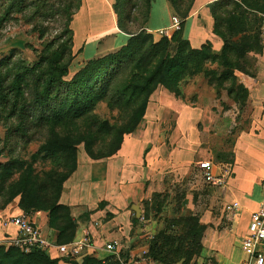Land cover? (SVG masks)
<instances>
[{"label":"rangeland","instance_id":"rangeland-1","mask_svg":"<svg viewBox=\"0 0 264 264\" xmlns=\"http://www.w3.org/2000/svg\"><path fill=\"white\" fill-rule=\"evenodd\" d=\"M186 1L182 7L185 8L189 4H191L190 7L195 6L196 0H192L191 3L190 0ZM50 5H56L57 8V3L51 2ZM262 7H264V0H260V3L254 6L253 11L257 12ZM170 10L171 16L180 21L171 7ZM258 14H247L242 18V24H246L245 29L252 31L255 37L254 45L251 41L244 40L245 45L250 44L252 49L259 51L257 54L254 52L248 53L245 59L247 64L243 66L244 74H235L237 85L246 91L247 97L255 87L253 79L256 61L260 58L264 45L263 18ZM53 21L57 22L56 20ZM138 21L140 20L138 19ZM61 25L63 26V24ZM39 28L43 31L47 30L44 39H38L40 32L34 33ZM59 32L58 22L57 24L48 22L44 25L38 23L30 25L25 19L22 20L16 16L4 25V29L0 33V58L14 54V59L23 62L24 67L29 68L37 61L39 52L43 50L48 41ZM234 35V42H239L241 34L236 35L235 30ZM161 38L166 37L158 36V39ZM171 48H175V45H171ZM13 50H15V53L12 54ZM73 53L74 58L68 68V76L65 78L67 82L71 81L84 65L81 63V49L73 47ZM84 54L88 56L87 49H85ZM193 69L194 67L181 78L178 89L168 90L164 87H157L148 97L147 105L143 111H140L139 108L137 110L130 108L131 112H117L108 103L97 104L94 114L99 120L96 122L107 120L105 129L108 131L111 129V132L106 136L102 134L99 136V138L105 137L102 143L98 142L99 138L96 136L88 139L86 143L80 142L77 144L75 146L76 162L74 168L72 158L68 162L66 161V155L62 154L58 163L62 167L58 166L59 170L54 169L52 164L57 162V158L48 156L44 144L45 134L39 130L28 133L25 138L10 137L8 133L11 130L12 122L6 121L4 116L0 114V163L11 166L12 170H14L16 164L22 163L24 169L21 174L27 173L26 166L35 167L37 174H41V176L42 173H50L49 170L52 168L53 173L58 174L55 184L62 179L57 202L60 207L57 209L54 208L51 212L46 210L27 211L20 206L19 200L15 199L0 210L7 208L13 216L23 215L27 217L40 229L42 237L49 242H53L56 246L76 241L82 232H89V229L94 227L97 238L93 237V234H87L93 237L91 242L96 247L102 248L107 239L101 231H104L103 227L111 216L106 208L110 204L113 210L119 213V215L116 214V221L111 229L125 232V235H121V238H119L122 246L121 253L134 259L147 257L149 249H152L153 244L156 243V247L166 246L167 252L170 253L169 258H166L171 262L170 264H202L213 254L211 250L204 248L200 243L208 226L218 234L229 231L232 240L241 248L243 236L237 237L238 235L235 232V223L239 221L238 215L237 219L228 220L224 215L219 214V193L231 175L230 172L225 170L223 164H232L234 151L238 149L237 152H240L241 148L245 150L247 143L252 139L245 130L246 126H240L243 119L242 115L237 112L238 105H235L224 91L214 90L207 85L204 74L214 69V67L198 66L197 74L192 72ZM118 93L128 99L124 77L118 80L117 86L109 97ZM189 108L192 110H188ZM184 111L191 114L193 119L196 118L200 121V142H203L204 149H207L208 152L206 153L210 156H207L205 161L203 159L198 162L209 161L211 165H214L215 176L218 177L220 183L206 180L199 169V163L191 166L188 173L184 177L178 178V180L166 176L162 190L159 192L162 194L161 198L154 199L153 194L150 201L138 202L137 207L142 210L144 217V222L139 224L133 221L134 213L131 211V206L134 204L127 206L124 210L120 208V199L124 190L120 191L116 183L119 178L117 166H114L111 174L106 173L104 176L102 165L103 161L108 158L92 160L86 155V148L88 145L94 146L95 155H106L119 145L122 132L129 129L131 133L124 135L122 139L128 136L142 138L145 132L152 133V131L157 130L160 132L162 141L168 145V128L172 123L175 124L176 119L180 116L179 113L182 115ZM132 117L136 119L134 122ZM237 117L240 118L237 120ZM133 123H136V125H133ZM83 128L80 123L66 122L60 128L59 134L63 135L65 139H69L71 143H78L84 135L82 134L84 132ZM162 130L163 132H161ZM158 132L156 133L158 134ZM144 148L147 150V145H144ZM80 154L83 158L78 160ZM78 166L79 168L82 167L80 172H76ZM143 175L141 182L145 183L147 174L143 173ZM120 178L125 179L124 177ZM105 179L111 181L109 182L111 183L110 193L113 200L108 203L102 200L103 180ZM147 183L145 184L147 185ZM73 190L76 194L83 193L84 200L82 199L81 203H73L72 200L77 198L76 194L72 195ZM88 193H91L92 199L88 197ZM114 195H116L115 198ZM123 211L128 213L123 215ZM205 212L209 214L211 219H216L217 222L215 224H202L201 219L205 216ZM95 223L98 226L95 227ZM10 243L1 242L0 247L7 249L10 247ZM94 255H97L100 260L111 256L101 251H97V254ZM148 260L151 261L149 258ZM148 264L159 263L151 261Z\"/></svg>","mask_w":264,"mask_h":264},{"label":"trees","instance_id":"trees-1","mask_svg":"<svg viewBox=\"0 0 264 264\" xmlns=\"http://www.w3.org/2000/svg\"><path fill=\"white\" fill-rule=\"evenodd\" d=\"M151 1L116 0L114 12L117 25L122 32L130 35L128 42L117 53L86 62L74 78L67 82L65 78L74 58L73 32L70 25L73 16L81 7L82 0H0V33L4 25L16 16L25 19L30 25L58 22L60 27L59 34L48 41L31 67L25 68L23 62L14 59L15 50L12 51L13 55L0 58V114L6 121L12 122L8 135L25 138L28 133L39 130L45 134L44 144L48 156L57 158L56 164H52L54 169L59 170L58 166L62 167L58 164L62 154L66 155L68 162L72 158L74 168L77 144L86 143L92 137L99 138L101 134L106 136L111 132V129H105L107 120L96 122L99 120L94 114L97 104L108 103L117 112H131L130 108L143 111L148 97L157 87L178 89L179 81L188 70L194 67L192 72L197 74V67L205 65L214 67L204 74L207 85L214 90L224 91L227 97L238 105L237 112L241 114L248 94L237 85L235 74H244L243 66L247 64L245 59L249 52H259L252 49L250 44L245 45L244 40L251 41L254 45L255 37L252 31L245 29L246 24H242V18L244 15L255 13L262 16L264 7L259 8L257 12L253 11L260 0H220L209 5L213 34L222 42L218 54L212 52L209 43L199 50H193L184 38L183 24L192 8L191 4L182 7L186 0H168L174 14L181 21L179 30L174 32L171 38L154 41L144 30L138 31L147 20ZM51 2L57 3V8L56 5H50ZM235 30L236 35L241 34L239 42H234ZM37 32L41 33L38 39H44L47 30L39 28L34 31L35 34ZM171 45H175V48L172 49ZM122 77L125 78L128 99L120 93L109 97ZM132 120L134 122L136 119L132 117ZM66 122L83 125L84 135L78 143H71L59 134L60 128ZM129 133L130 129L122 132L119 145L110 153L97 156L94 154V146L88 145L86 155L92 160L114 156L120 149L123 136ZM104 138H99L98 142L102 143ZM23 169L22 163L16 164L14 170L11 166L0 163V209L15 199L19 200L20 206L27 211L51 212L60 207L57 202L62 179L57 181L59 184H55L58 174L53 173L51 168L50 173H42L41 176L37 174L35 167L30 166L25 167L26 174H21ZM161 197V193L153 196L154 199ZM133 221L137 222L135 214ZM155 244L149 249L147 257L155 263L170 264L167 260L170 253L167 252L166 246L156 247ZM121 258L127 262L131 257L121 253ZM102 262L119 264L112 256L100 260L97 255H82L68 259L65 263ZM0 264H58V260L50 259L47 253L39 249L24 254L10 244L7 249L0 247Z\"/></svg>","mask_w":264,"mask_h":264},{"label":"crops","instance_id":"crops-1","mask_svg":"<svg viewBox=\"0 0 264 264\" xmlns=\"http://www.w3.org/2000/svg\"><path fill=\"white\" fill-rule=\"evenodd\" d=\"M217 1L220 0H196L195 6L192 7L184 21L183 36L193 50H199L209 43L214 54L221 51L222 42L213 34V20L208 8ZM115 3L116 0H82L80 9L73 16L70 26L73 32V47L81 49L82 65L90 60L113 54L128 42L130 35L118 28L114 12ZM172 18L167 0H152L147 20L138 31L144 30L152 36L154 41L159 40L158 36L165 37L160 34L161 32H166V37L169 38L174 33L172 29H169L172 25ZM262 18L264 24V14ZM85 49L89 52L88 56L84 54ZM259 57L256 61L253 79L255 87L246 99L244 110L241 113L243 120L240 123V126H246L245 130L252 140L247 143L245 150L241 148L240 152H237L238 149L234 151L232 164H223L225 170L231 175L219 193L218 211L221 216L224 215V205L236 203L239 206V221L235 223L237 237L244 236L250 214L264 199V45ZM179 115L175 124L172 123L168 128V145L162 141L160 132L157 130L152 133L145 132L142 138L128 136L123 139L118 152L103 161L104 176L106 173L111 174V170H114L115 165L117 166L119 178L116 183L120 191L124 190L120 199V208L124 210L127 206L134 204L131 206V211L135 214L139 224L144 222V217L142 210L137 207L138 202L150 201L153 194L159 193L166 176L178 180L188 173L191 166L204 162L209 156L206 153L207 149H204L203 142H200V121L193 119L192 115L186 111ZM144 145H147V150ZM80 158H83L81 154L78 160ZM203 159L204 161L198 162ZM212 166L215 172V167ZM80 168L78 166L76 172H80ZM143 173L147 174L145 179V183L149 182L147 185L141 182ZM103 181L102 200L108 203L113 200L110 193L111 183L109 182L111 181L107 179ZM74 194L76 193L73 190L72 195ZM82 194L81 192L76 194L77 198L72 200L74 204L84 200ZM88 197L92 199L91 193H88ZM106 208L111 216L103 227L104 231H101L107 239L105 243L120 242L119 238L125 235V232L111 229L116 221V214L119 215V213L114 211L110 204ZM9 211L7 208L0 210V243H8L16 238L15 227L9 223V220L15 216ZM127 213L123 211V215ZM204 214L205 216L201 219L202 224L217 222L216 219H211L207 212ZM94 232L95 228L91 227L89 232L85 233L93 234V237L97 238ZM85 233L82 232L78 238ZM232 239L229 231L218 234L208 226L200 243L204 248L213 252L208 260L216 264H239L243 259V253L240 246ZM45 240L52 246L47 253L49 258L58 260V264H65L64 260L58 259L54 249L56 245L46 238ZM261 253L264 257V247Z\"/></svg>","mask_w":264,"mask_h":264},{"label":"built area","instance_id":"built-area-1","mask_svg":"<svg viewBox=\"0 0 264 264\" xmlns=\"http://www.w3.org/2000/svg\"><path fill=\"white\" fill-rule=\"evenodd\" d=\"M179 26L180 21L176 17H173L172 25L169 29H172L174 32H176L179 30ZM262 28L264 35V25ZM160 34L164 35L165 37L167 36L166 32H161ZM199 169L202 171L206 180L212 181L213 183H220L218 177L215 176L213 166L209 162L199 163ZM238 210L239 206L236 203L226 204L223 207L224 216L228 220H233V218H236L238 215ZM9 223L13 225L16 230V238L11 241L10 244L17 247L24 254L29 253L33 249H39L41 251H44L45 253H48V250L52 247L42 237L40 229L36 225H34L27 217L23 215H18L12 217L9 220ZM94 226L96 227L98 226V224L95 223ZM92 238V236L86 233L76 241H72L68 244H61L59 246H55L54 249L57 253L58 259L68 260L80 257L82 255H94L97 254V251H101L105 254L114 257L115 260L119 262V264H148L151 262L148 260L147 257H139L138 259H134L131 257L126 262L121 258L122 246L120 242H107L102 246V248H98L91 242ZM263 247L264 199L259 204L258 208L249 216V220L245 228V234L241 242V251L243 253V259L239 264H264V257L261 253V249ZM202 264L216 263L207 260Z\"/></svg>","mask_w":264,"mask_h":264}]
</instances>
